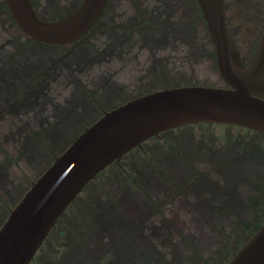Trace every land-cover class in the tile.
<instances>
[{"label": "rangeland", "instance_id": "obj_1", "mask_svg": "<svg viewBox=\"0 0 264 264\" xmlns=\"http://www.w3.org/2000/svg\"><path fill=\"white\" fill-rule=\"evenodd\" d=\"M19 31L0 14L8 52L20 48ZM201 67L194 82L223 86L217 70ZM183 73L173 83L153 77L144 88L192 82L195 75ZM32 81L30 74L21 75L20 115L11 110L0 121V228L32 184L100 116L92 109L96 103L103 104L93 88L57 91ZM16 94L14 88L11 95ZM126 159L123 173L106 170L64 214L61 223L81 234L64 233L42 263L58 264L67 255L96 261L99 255L101 264H228L264 223V141L253 131L186 126ZM84 198L92 207L86 214L80 208ZM104 224L124 225L128 233L107 231Z\"/></svg>", "mask_w": 264, "mask_h": 264}, {"label": "flooded vegetation", "instance_id": "obj_2", "mask_svg": "<svg viewBox=\"0 0 264 264\" xmlns=\"http://www.w3.org/2000/svg\"><path fill=\"white\" fill-rule=\"evenodd\" d=\"M83 1L31 0L37 17L43 21H55L73 14ZM224 5L227 29L238 47L243 63L248 65L264 34V0H224ZM48 13L50 16H45ZM0 14L5 16V21L10 20L18 27L6 0H0ZM19 30L17 39L20 40V48L16 47L13 52H8L4 47L7 41L3 42V38H0V63L3 64L0 67V121L5 119L4 114L8 111L12 115L11 110L20 115V77L27 74H30L35 86L43 83V87L54 86L58 88L57 91H66L70 86L93 88L92 92L99 93V99L103 101V104L96 103L92 108L100 115L95 121L107 112L157 91L191 86L227 87L219 73L216 47L198 0H108L90 30L80 39L68 44L51 45L38 42L26 35L21 28ZM203 65L206 69L217 70L223 86L194 82L197 78L196 72ZM166 69L175 74H165ZM184 70L195 75L190 80L192 82L182 86L170 85L159 90L145 89L152 83L153 77H158L156 80L166 83H173L177 77L183 79ZM8 75L13 76L11 83L5 77ZM7 84L9 86L6 88ZM14 88L18 91L16 97L11 95ZM164 133L144 142L131 152L142 149L152 140L160 139ZM260 136L264 141V137ZM131 152L90 182L65 213L81 195L87 194L85 191L99 180L106 170L112 169L111 174L123 173V162ZM92 191L90 196L94 195L96 187H93ZM85 205L80 207L83 214L92 209L88 203ZM62 217L30 264H44L42 257L53 254V247L64 237V233H76V236H80L81 232L74 230L76 226L72 228V225L61 223ZM104 226L108 227L107 231L124 229L128 233L124 225ZM74 253L78 254V251L72 254ZM122 258L125 261L126 258ZM77 259H80L81 264L104 262L99 255L95 256L96 261L85 256L79 258L67 255L62 257L58 264H72ZM127 262L134 264L131 260Z\"/></svg>", "mask_w": 264, "mask_h": 264}, {"label": "water", "instance_id": "obj_3", "mask_svg": "<svg viewBox=\"0 0 264 264\" xmlns=\"http://www.w3.org/2000/svg\"><path fill=\"white\" fill-rule=\"evenodd\" d=\"M108 0H84L55 21L39 19L31 0H6L15 23L35 41L68 44L97 22ZM226 88L157 91L107 112L55 159L0 228V264H30L62 215L101 172L160 134L200 124L236 126L264 137V34L245 65L226 26L224 0H198ZM228 264H264V223Z\"/></svg>", "mask_w": 264, "mask_h": 264}, {"label": "trees", "instance_id": "obj_4", "mask_svg": "<svg viewBox=\"0 0 264 264\" xmlns=\"http://www.w3.org/2000/svg\"><path fill=\"white\" fill-rule=\"evenodd\" d=\"M240 128V127H239ZM244 129V128H243ZM247 130V129H246ZM251 131V130H250ZM256 133V132H255ZM258 134V133H257ZM259 135V134H258Z\"/></svg>", "mask_w": 264, "mask_h": 264}]
</instances>
